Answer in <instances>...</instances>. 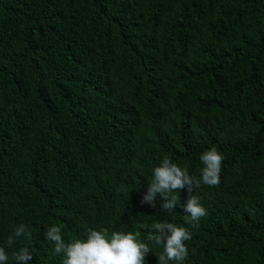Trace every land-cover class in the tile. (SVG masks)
<instances>
[{"label": "trees", "instance_id": "obj_1", "mask_svg": "<svg viewBox=\"0 0 264 264\" xmlns=\"http://www.w3.org/2000/svg\"><path fill=\"white\" fill-rule=\"evenodd\" d=\"M205 215L140 204L168 156L199 179ZM189 193L181 189L182 204ZM185 227L184 264H264V0H0V246L61 264L45 239L89 229L149 246ZM24 224L30 238L6 240Z\"/></svg>", "mask_w": 264, "mask_h": 264}, {"label": "clouds", "instance_id": "obj_2", "mask_svg": "<svg viewBox=\"0 0 264 264\" xmlns=\"http://www.w3.org/2000/svg\"><path fill=\"white\" fill-rule=\"evenodd\" d=\"M222 159L215 148L203 151L199 156L202 167L197 179L189 174L187 166L173 163L168 156L162 157L160 163L151 169L140 204L156 207L159 197L161 210L171 212L180 208L185 214V223L195 226L206 213L198 198L191 193L201 184L210 187L219 184ZM181 189L189 193L182 204L179 199ZM150 227L153 234L149 240L162 248L155 255L156 264H184L188 255L185 242L191 239V233L185 227L167 222H156ZM30 235L25 225L19 224L7 237L6 246L13 245L20 238L29 239ZM44 235L53 245L52 255L60 256L61 264H144L145 257L150 254L149 246L131 233L112 232L109 236L102 230L89 229L84 239L65 242L61 227L52 225ZM9 259L5 247L0 246V264H9ZM32 260L33 254L27 247H20L11 254L12 264H31Z\"/></svg>", "mask_w": 264, "mask_h": 264}]
</instances>
